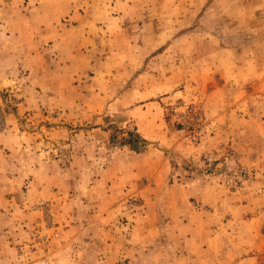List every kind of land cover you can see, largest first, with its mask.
I'll return each instance as SVG.
<instances>
[{
	"label": "rangeland",
	"instance_id": "rangeland-1",
	"mask_svg": "<svg viewBox=\"0 0 264 264\" xmlns=\"http://www.w3.org/2000/svg\"><path fill=\"white\" fill-rule=\"evenodd\" d=\"M0 264H264V0H0Z\"/></svg>",
	"mask_w": 264,
	"mask_h": 264
}]
</instances>
